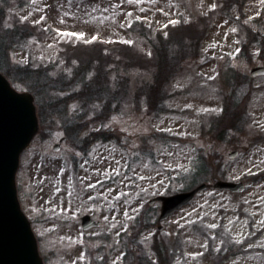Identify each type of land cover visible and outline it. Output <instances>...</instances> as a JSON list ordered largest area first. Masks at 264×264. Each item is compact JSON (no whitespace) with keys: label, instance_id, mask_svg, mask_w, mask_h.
Segmentation results:
<instances>
[{"label":"rangeland","instance_id":"rangeland-1","mask_svg":"<svg viewBox=\"0 0 264 264\" xmlns=\"http://www.w3.org/2000/svg\"><path fill=\"white\" fill-rule=\"evenodd\" d=\"M222 5L221 0H0V9H6L0 14V46L8 47L11 66L50 64L57 78L65 80L71 76L60 73L72 75L80 56L89 60L96 54L66 50L60 56L65 43L84 44L92 35L131 40L150 56L151 43L131 29L135 22L146 25L149 34L179 18L191 23L215 11L197 55L182 60L164 86V99L157 97L152 106L144 95L137 98L142 81L151 77L130 69L129 93L105 120L91 119L95 108L87 118H78L79 106L68 99L76 86L44 88L42 93L13 70L0 69L13 89L33 97L36 107L37 133L19 156L16 180L44 264H151L156 252L170 264H264V230L242 242L264 223V75H249L253 66L264 65V37L250 40L246 29L263 23L264 0H246L241 17L221 12ZM15 30L26 34L8 41ZM90 62L94 65V59ZM245 75L251 79L246 89L235 82ZM33 87L44 108L43 123ZM232 92L235 106L229 107L224 126L216 127L213 118L223 111L221 99ZM56 111H64L65 120ZM79 121L87 124L74 138L69 133ZM231 151L236 154L230 158ZM203 157L210 163L204 180H242L244 190L231 193L209 186L158 220L159 203L148 205V199L200 182L191 174ZM84 214L98 224L82 228ZM228 242L232 246L224 256Z\"/></svg>","mask_w":264,"mask_h":264},{"label":"trees","instance_id":"trees-1","mask_svg":"<svg viewBox=\"0 0 264 264\" xmlns=\"http://www.w3.org/2000/svg\"><path fill=\"white\" fill-rule=\"evenodd\" d=\"M246 0H221L223 5L220 7L221 12L232 16L233 12H238V17L243 16V5ZM6 9H0V14H4ZM216 10V9H215ZM215 12L210 9L206 14L198 16L195 20L187 22L183 18H179L175 23H168L164 29H156L155 33L149 30L146 25L138 24L135 22L131 29L138 30L150 43L151 55L148 56L147 52L140 49L136 44H128L126 42L118 40H90L84 44L71 45V43H65V50L60 51V56L68 50V53L73 54L77 50H83L86 52H96L95 57H90L89 60H83L84 57L75 62L73 74H69V70L60 74H67L71 76L67 80L65 78H57L54 71L51 70L50 64L45 65L41 68H33L29 64L18 66H11L8 60V56H5V51L8 47L3 49L0 46V69L13 70L14 75L21 76L22 80L29 81L32 84L38 85L36 89L43 93L44 88L47 90L59 91L65 87L76 86L77 89L71 90L68 96L69 101L77 103V110L81 113L78 118H87L88 112L91 108H95V112H92L94 117L91 119L94 121L105 120L109 116L112 110L116 108L121 96H126L129 93L130 79L127 71L134 69L140 71L146 75H150L151 79L148 81H142L141 87L136 91L135 95L139 98L144 95L148 102H157L158 99H164L166 96V87H164L167 81L175 74L178 64L182 62L186 57L195 56L198 53V47L201 39L204 37L205 32L210 25L211 13ZM262 14V13H261ZM263 15V14H262ZM262 18V17H261ZM256 30L246 26L248 31V39H256L257 37H264V20L263 23L258 24ZM147 29V30H146ZM17 34L8 36V41H14L15 39H22L26 32L20 33L15 30ZM167 33V35H166ZM151 34V35H150ZM244 43L241 44V46ZM245 44L243 45V48ZM241 48V49H243ZM4 50V52H3ZM105 53H112V56H105ZM1 56H3L1 58ZM78 57V56H77ZM109 57V59H108ZM94 59V65L90 62ZM6 61V65H5ZM90 64V65H89ZM9 68V69H8ZM7 73V72H6ZM54 73V74H52ZM8 76L14 81L10 74ZM24 77V78H23ZM237 84L240 87L243 84L244 89L249 85L250 77L245 75L244 77L236 76ZM39 83V84H38ZM34 88V87H33ZM35 89V88H34ZM35 89V96L36 95ZM246 93V92H245ZM244 95V94H242ZM152 100V101H151ZM233 92L228 95H224L223 98V111L216 117L213 118V124L216 127L224 126L223 124L227 121L229 116V107L234 103ZM39 104V118L43 123V117L40 112L44 110L41 106L40 99L37 96ZM65 100H61L59 103L54 101L52 105H59ZM237 101V98H236ZM159 102V101H158ZM237 104V103H236ZM235 106V104H233ZM51 108H49L50 110ZM88 111V112H87ZM58 117L65 120L64 111L58 112ZM60 114V115H59ZM239 115V114H238ZM235 120V118H233ZM87 122L74 123L71 127L69 134L74 138L77 134L85 127ZM219 128H216L217 130ZM213 129V128H212ZM200 160V159H199ZM209 161L206 157L201 158L199 164L195 168L196 181L206 179V168L210 166ZM210 175V174H209ZM211 176V175H210ZM211 178V177H209ZM208 179V178H207ZM140 222V217H138ZM228 241V240H227ZM226 241V242H227ZM163 248L161 247V250ZM156 252V259L151 260V264H161L163 262L169 263L165 256H161ZM227 254L225 252L224 256Z\"/></svg>","mask_w":264,"mask_h":264},{"label":"water","instance_id":"water-1","mask_svg":"<svg viewBox=\"0 0 264 264\" xmlns=\"http://www.w3.org/2000/svg\"><path fill=\"white\" fill-rule=\"evenodd\" d=\"M250 74H264V65L252 67ZM37 129L33 97L28 92L13 89L0 73V264H44L30 221L21 210L15 184L19 154L30 143ZM234 155L235 151L229 153L230 157ZM212 186L231 191L244 188L241 182L224 180H218ZM206 187L207 183H201L190 191L156 196L149 203L155 200L161 202L159 218L162 219ZM81 222L83 228L98 224L88 214L81 217Z\"/></svg>","mask_w":264,"mask_h":264},{"label":"snow or ice","instance_id":"snow-or-ice-1","mask_svg":"<svg viewBox=\"0 0 264 264\" xmlns=\"http://www.w3.org/2000/svg\"><path fill=\"white\" fill-rule=\"evenodd\" d=\"M210 7L215 8L216 4H212V5H210ZM161 11H163V10L161 9ZM24 19H27V17H24ZM40 19L42 20V19H44V17H40ZM38 22L39 21H34V23H38ZM171 22L175 23L176 21H171ZM56 31L58 33H63L64 35H71V36H76V37H83L85 35V33H83V32H72V33H69L67 30H64V29H57ZM233 31H235V29H233ZM166 35H167V33H166ZM96 39H97L96 35H92L91 38H90V40H93V41L96 40ZM126 43L132 44L133 41L128 40V41H126ZM239 51H240V49H236V52H239ZM168 155H171V153H168ZM168 166L169 167H173V166L180 167L181 165H179V164H176V165L169 164ZM246 171H247V169H246ZM89 187H91V185H89ZM57 191H58V189H57ZM125 215H127V213H125ZM210 227L211 228H215L216 225L212 224V225H210ZM192 255H197V254L196 253H192ZM200 255H202V253ZM71 264H75V261L71 262Z\"/></svg>","mask_w":264,"mask_h":264}]
</instances>
